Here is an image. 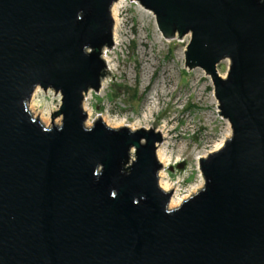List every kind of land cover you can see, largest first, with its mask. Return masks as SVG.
I'll use <instances>...</instances> for the list:
<instances>
[{
    "label": "water",
    "instance_id": "1",
    "mask_svg": "<svg viewBox=\"0 0 264 264\" xmlns=\"http://www.w3.org/2000/svg\"><path fill=\"white\" fill-rule=\"evenodd\" d=\"M115 1L0 0V264H264V0H137L164 38L190 35L184 66L209 76L231 129L174 208L156 121L85 123ZM37 87L60 95L59 125L29 111Z\"/></svg>",
    "mask_w": 264,
    "mask_h": 264
},
{
    "label": "rangeland",
    "instance_id": "2",
    "mask_svg": "<svg viewBox=\"0 0 264 264\" xmlns=\"http://www.w3.org/2000/svg\"><path fill=\"white\" fill-rule=\"evenodd\" d=\"M141 6L137 0H120L115 10L116 43L104 47L114 68L101 78L105 81L103 88L89 90L84 96L83 107L91 111L86 119H90V124L86 125L98 116L112 128L122 127L117 124L121 120L131 126L139 119L147 128H152L156 121L155 130L165 124L166 137L162 135L157 145V150L163 146L165 152L159 160V182L172 187L176 199H186L203 186L196 154L205 156L215 150L229 138L231 129L218 109L216 112L218 102L212 98L214 88L209 76L201 68L184 66V50L190 35L167 42L157 31L154 15ZM228 64V59L218 63L221 76ZM30 101L28 109L34 117L41 120L42 113L50 117L47 123L42 120L45 126L61 123L60 115L52 121L50 116L60 105L59 94L38 88ZM143 115L147 116L145 122ZM181 161L183 167L175 168ZM170 166L174 169L170 170Z\"/></svg>",
    "mask_w": 264,
    "mask_h": 264
},
{
    "label": "bare ground",
    "instance_id": "3",
    "mask_svg": "<svg viewBox=\"0 0 264 264\" xmlns=\"http://www.w3.org/2000/svg\"><path fill=\"white\" fill-rule=\"evenodd\" d=\"M119 2L120 0H117L115 1L113 4H112V8H111V11H112V17H113V20L115 19L116 20V14H115V10L116 8L119 6ZM142 7V10L150 13L152 16H153V13H151L150 10L144 8L143 6ZM157 31L159 32V35H160V31L157 29ZM161 36V35H160ZM112 37H113V43H116V38H117V30H116V24L114 25L113 24V30H112ZM167 42H170L171 39H168V38H164ZM173 39V38H172ZM101 58L103 59V62L105 64V69L110 73L111 70L114 68V65H111V62L113 61L112 58H110V56L106 53V50L105 48L102 49V53H101ZM105 86V81L104 80H101V83H100V87L99 88H103ZM37 91H38V88H36L33 92V95H32V98H31V101L32 102L34 100V98L36 97V94H37ZM212 98L214 100V102L216 103L217 100H216V97L214 95V90H213V93H212ZM86 109V108H85ZM217 109H218V106H216V112H217ZM87 111V115L88 117L91 116V111L89 109H86ZM150 113L152 112L151 110L149 111ZM146 118L147 116L146 115H143V121L145 122L146 121ZM40 121L42 123L49 121L50 117L48 115H44L43 113L41 114L40 116ZM44 122H43V121ZM57 121V119H55V122ZM104 123L105 121L102 120ZM86 124H90V119L87 120ZM118 125L120 126H127L129 127L130 129H136V128H141V127H144V128H147V125H142L141 124V121L139 119L135 120V122L133 123V125L131 126H128L125 124V122L123 120L117 122ZM165 124H162L158 129L157 131L159 130V132L162 133L163 137H166V131L164 130V127ZM222 145V143L220 142L215 149H218L220 146ZM157 156H158V159L161 160L162 158L165 157V152H164V147L163 146H160L157 150ZM199 155L196 154V159H199ZM199 169V168H198ZM160 186L162 189L164 190H170L172 189V187H170L168 184L166 183H162V182H159ZM184 199V197H181V198H177L176 199V196L175 194H172L170 200H169V204H168V207L171 208V207H175L177 206L182 200Z\"/></svg>",
    "mask_w": 264,
    "mask_h": 264
}]
</instances>
